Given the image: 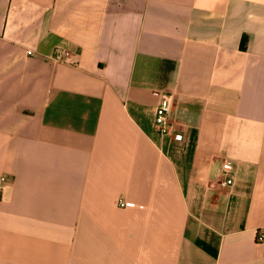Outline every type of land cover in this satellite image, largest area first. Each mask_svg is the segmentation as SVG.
I'll return each instance as SVG.
<instances>
[{"label":"crops","instance_id":"1","mask_svg":"<svg viewBox=\"0 0 264 264\" xmlns=\"http://www.w3.org/2000/svg\"><path fill=\"white\" fill-rule=\"evenodd\" d=\"M0 178V264H264V0H0Z\"/></svg>","mask_w":264,"mask_h":264},{"label":"built area","instance_id":"2","mask_svg":"<svg viewBox=\"0 0 264 264\" xmlns=\"http://www.w3.org/2000/svg\"><path fill=\"white\" fill-rule=\"evenodd\" d=\"M28 54H30L28 52ZM52 60L54 62H64L75 65L73 55L71 52L57 48L53 52ZM158 94V101L154 108V129L160 136H177L176 125L172 121V111L174 107V97L170 93H156ZM223 168V179L220 181L222 186H230L233 182V166L230 163H225ZM3 179L0 178V186ZM122 205V204H121ZM256 241L264 242V228L256 231Z\"/></svg>","mask_w":264,"mask_h":264},{"label":"trees","instance_id":"3","mask_svg":"<svg viewBox=\"0 0 264 264\" xmlns=\"http://www.w3.org/2000/svg\"><path fill=\"white\" fill-rule=\"evenodd\" d=\"M246 44H247V39H246V37H243L242 40H241V43H240V48L242 50H245Z\"/></svg>","mask_w":264,"mask_h":264}]
</instances>
